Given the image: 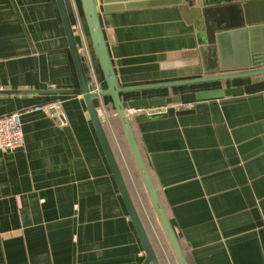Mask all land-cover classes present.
<instances>
[{
	"label": "crops",
	"instance_id": "crops-1",
	"mask_svg": "<svg viewBox=\"0 0 264 264\" xmlns=\"http://www.w3.org/2000/svg\"><path fill=\"white\" fill-rule=\"evenodd\" d=\"M65 3L89 88L103 89L81 4ZM99 18L120 86L210 74L204 47L175 6L101 8ZM245 82L148 89L122 98ZM0 87V115L56 100L65 114L62 124L40 111L21 114L24 145L0 151V264H141V242L81 95L49 91L78 87L56 0H0ZM94 105L105 121L101 99ZM190 109L130 115L188 264H264V90L195 101ZM132 188L144 193L141 185ZM145 221L154 242L168 250L160 264H177L157 218Z\"/></svg>",
	"mask_w": 264,
	"mask_h": 264
},
{
	"label": "water",
	"instance_id": "water-1",
	"mask_svg": "<svg viewBox=\"0 0 264 264\" xmlns=\"http://www.w3.org/2000/svg\"><path fill=\"white\" fill-rule=\"evenodd\" d=\"M56 2L76 71L78 87L72 89H52L49 91L81 95L86 107V118L93 125L127 214L141 242L144 252V259L141 264H159L155 250L138 215L103 129L99 113L94 105V99L98 97L109 96L111 98L137 170L176 261L178 264H188L185 253L165 211L159 192L135 138L128 110L173 103H189L204 99L224 98L264 90V0H79L92 46L105 82V88L100 90H91L89 88L65 0H56ZM155 6H175L182 21L194 29L197 43L201 47H204L202 50L205 52L208 60L206 72L209 71V75L194 79L141 86H120L109 53L107 38L100 23L99 15L101 8L103 10H110L115 8ZM244 79L248 80V82L234 86L179 92L168 96L162 95L128 100H123L122 98V94L126 92ZM192 111L191 109H182L178 110L176 114H188ZM165 114V112H162L151 114V116L159 117Z\"/></svg>",
	"mask_w": 264,
	"mask_h": 264
},
{
	"label": "trees",
	"instance_id": "trees-1",
	"mask_svg": "<svg viewBox=\"0 0 264 264\" xmlns=\"http://www.w3.org/2000/svg\"><path fill=\"white\" fill-rule=\"evenodd\" d=\"M101 99V105L103 107V119L105 121H107V123H105V121L102 122L103 125V129L105 131V134L107 136V139L109 141V144L111 146V149L113 151V154L115 156V159L119 165L120 171L122 173V176L124 178V181L126 183V186L128 188V191L131 195V198L133 200V203L135 205V208L138 212V215L145 227V230L147 232V235L150 239V242L155 250L156 256L158 258V260L161 259V253L163 256H168V250L165 246H162L161 248L154 242L150 230L148 229V224H146L147 221V217H154L157 218V215L153 209V206L150 202L149 196L147 194V191L145 189V186L141 180V177L139 175V172L137 170L136 164L134 162V159L132 157V154L130 152V149L128 147V144L126 142L125 136H124V132L121 126V123L119 121V118L117 117L116 113H115V109L113 107L112 104V100L109 96H104V97H98L96 99H94L95 101H97V99ZM104 98H106V100L108 101V104H104V102L102 101ZM110 108L109 110L105 111V108ZM130 118V117H129ZM130 123H131V118H130ZM133 185H137V188L139 187V185L143 186L144 189V193L143 192H134L132 186ZM158 220V218H157ZM161 226V225H160ZM162 229V228H161ZM163 231V230H162ZM165 241L167 242L166 244H168V248H169V254L171 256L174 257V259L176 260L172 249L166 239V236L163 232ZM156 240V239H155ZM157 242V241H156ZM160 264V262H159ZM178 264V263H177Z\"/></svg>",
	"mask_w": 264,
	"mask_h": 264
},
{
	"label": "built area",
	"instance_id": "built-area-1",
	"mask_svg": "<svg viewBox=\"0 0 264 264\" xmlns=\"http://www.w3.org/2000/svg\"><path fill=\"white\" fill-rule=\"evenodd\" d=\"M1 90V87H0ZM98 90V89H97ZM100 90V89H99ZM194 102L189 103H173L169 105L153 106L140 109H129L128 114L131 115L136 111H144L149 114L166 112L168 106H172L174 109H190ZM40 111L43 114L55 119L62 124L65 122V114L62 110V103L59 100L35 105L29 108H24L20 111H14L7 114L0 115V151L9 152L24 145L25 139L22 130V124L20 120L21 114L25 112Z\"/></svg>",
	"mask_w": 264,
	"mask_h": 264
},
{
	"label": "rangeland",
	"instance_id": "rangeland-1",
	"mask_svg": "<svg viewBox=\"0 0 264 264\" xmlns=\"http://www.w3.org/2000/svg\"><path fill=\"white\" fill-rule=\"evenodd\" d=\"M79 28H81V27L79 26ZM79 31H81V30L79 29ZM213 83H215V82H213ZM210 84H212V83H210Z\"/></svg>",
	"mask_w": 264,
	"mask_h": 264
}]
</instances>
